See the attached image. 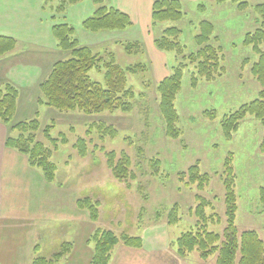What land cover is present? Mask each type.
<instances>
[{
	"label": "rangeland",
	"instance_id": "rangeland-1",
	"mask_svg": "<svg viewBox=\"0 0 264 264\" xmlns=\"http://www.w3.org/2000/svg\"><path fill=\"white\" fill-rule=\"evenodd\" d=\"M246 1L248 6L244 10H239L232 0L223 3L212 0L180 1L183 13L180 20L163 21L156 25L151 23L148 29L153 38L151 45L136 39L135 34H127V30L101 34L83 30L82 20L90 16L96 7L93 0L69 4L60 15L53 11L58 0L46 3L44 0H0V35L10 36L16 42V50L14 48L3 55L7 58L0 63V79L8 75L20 90L21 105L17 113L15 109L11 125L37 118L39 129L35 139L52 149L49 160L55 165L54 179L52 182L45 181L51 185L52 204L48 205L49 208L62 206V211L67 215L77 211L90 220L86 208L77 205V201L89 199L97 205V220L102 219V229L116 235L139 236L142 242H167L171 245L182 232L193 228L197 194L210 204L204 207L205 213L215 216L208 229L221 233L226 225L225 189L221 173L224 171V160L231 153L236 176V228L239 232L255 230L264 240V204L258 198L259 188L264 187V154L259 150L263 127L257 119L247 115L238 131L226 140L220 126V119L225 113L255 99L259 90V84L250 72L258 56L251 46L243 44V40L247 33L260 26L261 21L254 6L264 3V0ZM104 4L117 6L113 0H104ZM199 4L204 6V10H198ZM53 15L54 22L65 21L73 26L75 38L89 46L93 53L106 59L112 53L115 62L124 68L135 63L145 64L146 71L126 76V87L131 88L134 95L130 100V111L117 109L84 114L79 111L61 112L34 103V96H40L37 85L44 78L43 72L53 61L69 57L67 52L61 50L54 53L56 40L51 33ZM204 20L211 22L214 27L209 42L216 48L220 47L223 55L220 64L224 72L210 81L197 76L196 63H190L187 59L198 50L194 38L199 32L198 24ZM169 27L181 31L178 36V42L184 47L181 55L159 50L154 45V39ZM126 41H138L142 50L137 54L125 53L122 43ZM260 49L264 52V44L260 45ZM180 63L184 69L181 88L175 95V108L179 118L177 127L181 134L177 138H170L165 133V124L159 111L158 85ZM103 74L102 65L89 71V77L102 84ZM192 75L197 77L195 87L190 86ZM17 102L18 98L16 108ZM206 110L215 111V118L205 117L203 112ZM0 123L7 129L4 138V146L7 147V137L16 135V132L11 130L10 125ZM98 123L114 127L116 136L102 134L95 125ZM46 125L52 126L50 134L53 138L60 140L59 136L63 134L67 139L66 144L58 141L57 149L51 148L49 140L43 135ZM79 137L83 138L87 152L85 156L79 155L75 148ZM112 151L114 163L121 159L123 152L128 155L130 166L127 170L134 174L133 179H117L113 175L107 159V153ZM196 162L200 172L209 177L202 190H198L196 184L185 186L179 180V173ZM26 196V193L18 195L20 207L9 213H23L28 201L21 204ZM174 204L178 205L179 220L170 225L167 223V213ZM72 224V218L68 217L49 220L41 225L46 235L45 241L52 245L54 243L51 246L52 254L60 249L63 242H68H60L59 239L67 236L63 234L71 229ZM40 245L47 252V245ZM172 246L175 248L173 243ZM214 259L215 254L202 260L198 252L193 251L186 256L184 264H213Z\"/></svg>",
	"mask_w": 264,
	"mask_h": 264
},
{
	"label": "trees",
	"instance_id": "trees-1",
	"mask_svg": "<svg viewBox=\"0 0 264 264\" xmlns=\"http://www.w3.org/2000/svg\"><path fill=\"white\" fill-rule=\"evenodd\" d=\"M55 0H44L50 2ZM80 0H58L54 8L55 14H63L69 4H75ZM216 3H223L226 0H212ZM237 4L239 10L247 8L246 0H232ZM95 9L90 16L85 18L81 26L83 30L92 34L109 32H122L128 30L132 24L129 16L111 6L104 4V0H93ZM198 10H204V6L199 4ZM255 12L259 15L260 26L253 32L247 33L243 44L251 46L257 54L258 59L251 65L250 72L259 84L257 97L247 103L241 104L235 110L225 113L220 119V126L226 140L231 139L233 133L238 131L241 122L247 115L257 119L263 127L262 138L259 150L264 154V52L260 45L264 44V3L254 6ZM183 17L180 0H154L151 7V23L156 25L163 21H178ZM53 24L51 33L56 40L59 50L68 53V58L55 61L47 75L38 83L40 96L37 103L44 104L61 112L79 111L84 114H98L105 111L111 112L120 110L128 112L132 105L133 91L126 87L127 74H136L146 71L143 63H135L130 66L121 67L115 62L114 55L108 54L100 56L93 53L91 48L82 44L75 38V29L65 21L54 22L55 15L52 16ZM199 32L195 35L194 41L198 46L195 53H191L187 59L190 63H196L197 76L207 81L214 80L224 72V67L220 64L223 55L221 48H216L209 40L212 36L214 27L207 20L198 24ZM181 31L176 27H169L163 30L162 34L154 39L156 48L162 51H173L181 55L184 47L178 42ZM15 40L7 35H0V57L15 48ZM123 49L127 54H137L142 48L138 41L123 42ZM104 68L103 84L92 80L89 71L93 68ZM184 65L180 63L174 67L172 73L163 79L158 85L159 92V111L165 124V133L170 138H177L181 131L177 127L178 114L175 108V95L181 88L182 70ZM190 86H197V77L191 76ZM19 91L10 82L0 86V122L11 126V130L16 135H11L6 139V146L13 148L27 158L28 165L38 168L46 182L54 179L55 165L49 159L50 147L36 140L35 133L39 129V120L32 118L23 120L15 125H11L16 109V100ZM203 115L214 119L215 111H204ZM98 130L105 136L115 137L114 127L95 124ZM52 126L46 125L43 135L49 140L51 148L57 149L58 141L66 144V137L60 134V140L53 138L50 134ZM79 155L85 156L83 138L79 137L76 141ZM108 166L112 169L113 175L117 178L131 177L134 174L127 168L130 166V159L124 152L121 159L115 161L114 152L107 153ZM232 154L229 153L224 160L222 171V182L225 189V227L221 233L208 229L209 223L215 218L207 215L204 207L210 205L209 202L195 195L197 205L194 209L195 223L192 229L182 232L173 243L177 255L181 258L189 253L197 251L199 258L206 260L210 255L215 254L213 264H264V240L257 231L245 230L239 232L235 225L236 196L234 193L236 176L232 167ZM157 163V162H156ZM179 180L185 186L196 184L198 190H202L207 185L209 177L201 173L198 163L189 166L186 171L179 173ZM258 198L264 204V187L259 188ZM79 208H86L90 214V220L98 219V208L89 199L77 201ZM178 205L174 204L167 213V223L176 224L179 220ZM217 218V216H216ZM92 244V257L89 264H108L111 251L117 244L127 247L140 248L143 245L139 236L128 234L116 235L110 230L97 228L89 238ZM34 249H37L35 247ZM71 250L70 242H63L60 249L49 258L36 255L30 264H57Z\"/></svg>",
	"mask_w": 264,
	"mask_h": 264
},
{
	"label": "crops",
	"instance_id": "crops-1",
	"mask_svg": "<svg viewBox=\"0 0 264 264\" xmlns=\"http://www.w3.org/2000/svg\"><path fill=\"white\" fill-rule=\"evenodd\" d=\"M152 2L153 0H113V3L117 4L114 7L125 12L133 24L126 31L127 34H135L136 39L139 38V40L145 41V44L151 45L153 44V38L148 29L151 26ZM54 47V53H58L57 45L55 44ZM5 58L7 57H0V63H3L2 61ZM51 65L43 72L45 74L42 78L50 71ZM4 82H10L18 88L17 113L19 105H21L19 104V86L6 74L0 79V85ZM37 98L39 97L35 95L34 103L37 102ZM6 134L7 129L0 123V264H30L36 255L46 258L52 256L51 249L54 243L52 245L45 241L46 235L42 231L41 225L49 220L66 219L68 217L72 218L73 221L71 229L64 232L63 235L66 233L67 236L63 239L60 236L58 238H60V242H71L72 246L70 252L57 264H89L92 257V245L88 239L96 227L103 228L100 225L102 219L99 218L96 221V223H99L96 225L95 222L92 223L77 211H72L69 216L68 213L62 211V206L57 208V205H55V209L49 208L48 205L52 204L51 185L45 182L39 170L31 168L27 164V159L23 154L4 146ZM21 193L27 194L22 202L23 204H21L24 205L28 201L25 210L22 211L23 213L19 211L9 213V211L18 210L20 207L18 195ZM48 238L51 242L49 234ZM59 240L57 239V243ZM151 242L143 241L140 248L117 244L111 251L108 264L185 263L186 257H179L175 248L171 247L172 243L170 245L167 242ZM40 244L47 245V252L43 251L45 248L43 249ZM37 246L38 250L34 249Z\"/></svg>",
	"mask_w": 264,
	"mask_h": 264
}]
</instances>
